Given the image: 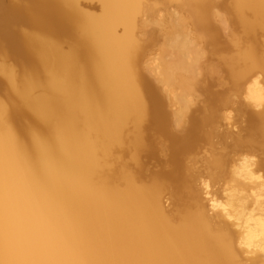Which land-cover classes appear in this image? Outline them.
<instances>
[{
    "label": "bare ground",
    "instance_id": "obj_1",
    "mask_svg": "<svg viewBox=\"0 0 264 264\" xmlns=\"http://www.w3.org/2000/svg\"><path fill=\"white\" fill-rule=\"evenodd\" d=\"M90 1L0 0V264H264V0Z\"/></svg>",
    "mask_w": 264,
    "mask_h": 264
},
{
    "label": "rangeland",
    "instance_id": "obj_2",
    "mask_svg": "<svg viewBox=\"0 0 264 264\" xmlns=\"http://www.w3.org/2000/svg\"><path fill=\"white\" fill-rule=\"evenodd\" d=\"M3 1V3L4 4H7L8 3V5L9 6H11V4H14V5H20V6H27L29 3H30V0L29 1H27V0H2ZM160 1V0H159ZM162 1V0H161ZM156 2L158 3V4H156ZM79 3H80V7H82V10H85V12H87V13H91V14H95V15H98L99 14V12L101 11V6H100V4H99V2H97V1H90V0H79ZM161 3H163L162 4V6H161ZM158 2V1H155L154 2V6H155V9H161L162 11H160V14L162 15V19H167V14H168V12L167 11H164V1L163 2ZM156 4V5H155ZM8 5H6V6H8ZM100 7V8H99ZM159 7V8H158ZM172 10H173V8H171ZM171 10V11H172ZM162 12V13H161ZM164 14V15H163ZM164 16H166V18L164 17ZM17 24L19 25V26H17ZM17 24H15L14 26L16 27H13V30H15V31H19L21 34H23V33H25V32H29V33H31V32H34L31 28H29V26L28 25H26V24H21V23H17ZM154 27V29H153V31H152V29L151 28H153ZM159 27V25L158 24H154V23H150V25H149V27L147 28L148 29V35L149 36H147V37H143L142 36V38L144 39V38H146L145 39V41L148 39V40H150V39H153V43H152V47L154 48H156V50H155V48L153 49L155 52H154V54L155 55H157V57H159L160 56V54H161V50L160 49H162V52H163V48L164 47H166L167 49H168V47L174 42V39L176 38V35L175 34H170V36H172V38L168 35V39L167 38H164V35H163V33H160V27ZM17 29V30H16ZM150 29V30H149ZM157 33V34H156ZM155 35V36H154ZM160 36V37H159ZM70 37V36H69ZM68 36L66 37V36H62V38L60 37L59 39L61 40H59V44H60V46H62L63 48H64V51H67V50H69L68 48H70V45H71V40H72V38L70 37L69 38ZM159 37V39H157ZM169 38H170V40H169ZM0 39H1V37H0ZM165 39H167L166 41H164ZM173 39V40H172ZM169 40V41H168ZM164 43H163V42ZM168 41V42H167ZM72 42H74L73 40H72ZM167 42V43H166ZM160 43V44H159ZM163 43V44H162ZM171 43V44H170ZM5 44V45H4ZM74 43H72V45H73ZM156 44H158V45H160V47L159 48H157L158 47V45H156ZM166 44H168V45H166ZM170 44V45H169ZM161 45H164V46H161ZM7 47V44L6 43H4V42H2V40H1V42H0V50H1V53H0V61H1V63L0 64H2V65H5L6 66V64L8 65L7 67L9 68V69H11V70H13V72L15 71V73H17L18 75H19V78L22 76V72H24L25 70L23 69L22 70V68L23 67H25V68H28V66L29 65H27L28 63H24V62H21V63H19V64H17V62H16V60L14 59L15 58V56L14 55H11L12 54V52H11V50H10V52H9V47ZM69 46V47H68ZM3 47H5V49H8L7 51H5V49L3 48ZM166 48H164V50L166 49ZM159 49V50H158ZM166 49V50H167ZM159 52H158V51ZM158 53H157V52ZM159 54V55H158ZM3 55V56H2ZM7 55V56H6ZM154 55V56H155ZM12 56V57H11ZM12 60V61H11ZM2 61H3V63H2ZM13 61H14V64H12L13 63ZM5 62V63H4ZM16 62V63H15ZM11 64V65H10ZM13 65V66H12ZM10 66V67H9ZM19 66V67H18ZM23 66V67H22ZM12 67V68H11ZM18 71H19V73H18ZM22 73V74H21ZM4 76L1 74L0 75V97H2L3 98V100H2V102L4 103L5 102V104H6V106L7 107H11L12 105H14V103H15V101H13V95L11 94V92H9L10 91V89H9V87H5L6 85L8 86V82H6V79H5V77L3 78ZM5 81H4V80ZM4 81V83H2ZM5 84V85H4ZM3 86V87H2ZM5 89V90H4ZM2 90L4 91V92H2ZM8 90V92H6ZM4 93H6V94H4ZM10 95V96H12V99H11V97H9V96H7L8 94ZM37 93H39V91H37ZM6 95V96H5ZM5 97H7V98H5ZM8 98H10V100L8 99ZM8 99V100H7ZM13 102H12V101ZM0 101H1V99H0ZM9 101V102H8ZM11 105V106H10ZM255 108V109H254ZM253 108V106H249V108H248V111H250V112H255V111H253V110H256V112H260L261 110H262V108L263 107H260L259 109L258 108H256V107H254ZM258 110V111H257ZM260 110V111H259ZM223 113H225L226 114V116H225V114H223ZM232 113V114H231ZM231 114V115H230ZM221 115H224V117H226V118H222V119H224V120H222V119H220L219 120V122H218V124H217V126H218V128H217V131H218V133H220V135H221V133L223 134L222 136H224V137H227L228 138V142H231V140L229 139V137H231V139H232V137H236V136H234V134L235 135H237V133H239L241 136H244V137H248L249 138V134L252 132L253 134H255L256 132H257V130H256V127H254V122H251V120L250 119H248V120H246L248 117L246 116V114L245 115H243L242 117H239L238 116V114H237V112H235V111H231V110H227V111H224V112H221ZM248 115V114H247ZM229 116H230V118H229ZM236 117H238V119L236 118ZM228 118V119H227ZM243 118V119H242ZM27 119V120H26ZM26 121H30V115H28L27 117H26ZM226 119V120H225ZM230 119V120H229ZM242 120H243V122H242ZM26 121H22V122H26ZM220 122H221V124H220ZM23 124V123H22ZM234 124V125H233ZM221 125V126H220ZM240 127H242V128H240ZM248 129V133L249 134H247V129ZM250 128V129H249ZM241 129H243V130H241ZM250 130V131H249ZM220 131V132H219ZM242 131V132H241ZM225 132H227L226 134H224ZM230 132H232V133H230ZM235 132V133H234ZM241 132V133H240ZM251 133V134H252ZM230 134V135H229ZM231 134H233V135H231ZM247 134V135H246ZM229 137H228V136ZM237 136H239V135H237ZM256 147V149H255V151H253V152H249V153H246V154H248V155H250V156H254V154H255V156H257V157H263L264 156V154H261V152H259V151H261V149L260 148H258L259 147V145H255ZM258 146V147H257ZM255 152V153H254ZM201 203H203L204 205H206V208L208 209V206L207 205H209V202H208V200H209V198L207 197V196H205V195H201ZM208 202V203H207ZM214 213V212H213ZM209 214H211V215H214V214H212V213H209Z\"/></svg>",
    "mask_w": 264,
    "mask_h": 264
}]
</instances>
